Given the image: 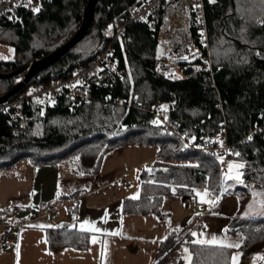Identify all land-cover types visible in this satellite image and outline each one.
Returning <instances> with one entry per match:
<instances>
[{
  "label": "trees",
  "instance_id": "1",
  "mask_svg": "<svg viewBox=\"0 0 264 264\" xmlns=\"http://www.w3.org/2000/svg\"><path fill=\"white\" fill-rule=\"evenodd\" d=\"M87 1L38 0L33 8L38 11L16 7L0 15V45L13 47L11 60L0 59V73L15 71L64 44L77 31ZM136 2L98 0L86 36L19 93L31 84L47 86L53 80L65 79L84 67L104 50L120 19ZM204 16L208 54L203 51L194 61L179 62L183 79L170 80L157 72L156 35L144 24H130L121 44L114 46L124 70L119 84L93 89L92 101L87 104L59 101L47 107L43 116L38 107L30 108V132L25 135L12 134L7 115H0V173L10 171L22 159L34 166L72 160L79 175L87 176L98 173L103 158L114 149L135 144L156 148L153 166L158 170L143 172L140 196L124 199V213L164 218L161 205L167 194L188 200L195 197V189L205 188L219 195L223 189L217 160L186 148L176 136L151 124L149 107L170 103L167 124H178L181 133L197 139L212 137L224 128L228 142L233 144L234 159L244 162V183L264 177V141H242L264 111V2L253 5L249 0H205ZM194 36L192 25L187 41H195ZM206 55L210 73L197 68ZM17 77L0 78V96L17 83ZM107 96L109 101H105ZM236 230L243 236L237 264H264V259L254 260L264 257V218L233 217L228 232ZM181 240L171 233L161 242L158 261ZM47 243L52 252L66 247L85 249L87 237L63 225L48 232ZM190 249L191 264H230V249L196 244H190Z\"/></svg>",
  "mask_w": 264,
  "mask_h": 264
},
{
  "label": "crops",
  "instance_id": "2",
  "mask_svg": "<svg viewBox=\"0 0 264 264\" xmlns=\"http://www.w3.org/2000/svg\"><path fill=\"white\" fill-rule=\"evenodd\" d=\"M156 157L155 147L125 144L103 158L96 174L80 176L72 160L39 166L25 162L0 173V217L10 214L27 223L10 228L11 244L0 245V264H191L190 244L230 249V264L234 257L237 264L243 236L239 230L228 232L230 220L237 216L264 218L247 207L244 162L234 161L242 165L240 179L224 180L226 190L217 196L205 188L195 189V197L188 200L167 194L161 205L164 218L124 213V199L140 196L143 172L150 171ZM52 206L55 212L50 217ZM198 223L203 224L201 231L196 229ZM63 225L84 233L87 247L50 251L47 234ZM82 225L101 231L82 230ZM171 233L182 240L158 261V245ZM213 237L239 247L197 242Z\"/></svg>",
  "mask_w": 264,
  "mask_h": 264
},
{
  "label": "built area",
  "instance_id": "3",
  "mask_svg": "<svg viewBox=\"0 0 264 264\" xmlns=\"http://www.w3.org/2000/svg\"><path fill=\"white\" fill-rule=\"evenodd\" d=\"M38 0H0V15L16 7L35 8ZM205 0H137L129 9L126 17L120 19L118 26L110 36V41L103 51L98 53L84 67L75 70L65 79L51 81L47 86L29 85L23 93H19L0 103V115H7L11 133L25 135L30 132L31 116L29 109L36 106L51 107L59 101H68L71 105L87 104L92 101L93 89H110L119 84L124 78V70L120 68L115 56V44H121L126 27L130 24H144L148 30L156 35L157 44L162 55L166 58L163 67L167 73L163 76L170 80L184 78L183 70L173 62L188 61L190 55H198L205 51L208 54V32L204 16ZM192 25L195 30V41H187ZM197 68L204 72H211L208 56L201 58ZM171 69V70H169ZM107 96L105 101H109ZM135 100V99H134ZM121 103H124L123 101ZM170 103H159L149 107L152 116L151 124L160 127L164 133L176 136L186 148L198 150L205 155L214 157L219 166L221 177L227 175L229 165L235 161L233 144L229 143L226 131L221 128L212 137L199 139L188 133H181L178 124L166 123V111ZM243 142L253 139L264 141V111L259 114ZM251 136V139L249 137ZM157 160V157H156ZM20 164L25 163L20 160ZM153 166L151 173L157 172ZM55 207H49L48 213L53 217ZM24 220H16L10 214L0 217V245L7 247L11 244L10 228L24 227ZM196 229L201 231L203 224L198 223Z\"/></svg>",
  "mask_w": 264,
  "mask_h": 264
},
{
  "label": "water",
  "instance_id": "4",
  "mask_svg": "<svg viewBox=\"0 0 264 264\" xmlns=\"http://www.w3.org/2000/svg\"><path fill=\"white\" fill-rule=\"evenodd\" d=\"M98 0H88L84 8L81 23L77 31L60 47L47 54L46 56L32 60L27 64L19 67L10 73H0V78L19 77V81L4 95L0 96V103L8 101L17 95L27 84H29L36 76L47 70L52 64L63 57L66 53L80 42L87 34L92 23L93 11Z\"/></svg>",
  "mask_w": 264,
  "mask_h": 264
},
{
  "label": "rangeland",
  "instance_id": "5",
  "mask_svg": "<svg viewBox=\"0 0 264 264\" xmlns=\"http://www.w3.org/2000/svg\"><path fill=\"white\" fill-rule=\"evenodd\" d=\"M249 2H252V4H259V3H263L264 0H249ZM88 43H85L84 46H87ZM81 49V48H80ZM198 55H190L188 59V61L185 60H178L173 62L175 65H179L180 70L182 69L181 64H179V62H190V61H194V59L198 58ZM13 58V47L7 44H1L0 45V59L1 60H11ZM158 58L160 59L158 64H157V72L159 74H165L167 73L166 71V67H163L164 65V61H165V57L162 55L161 49L159 48V56ZM25 65V64H24ZM171 70V69H169ZM126 77L128 78L129 82H130V91H132V77H131V73L130 70L127 69L126 70ZM16 81H19V77H17ZM33 86H35L34 84H31ZM39 108V115L43 116V112L47 107H42V106H38ZM164 110H168V108L165 106ZM233 168L230 171H228L227 175H225L224 177H220L222 183H221V189L226 190V184L225 182L228 179H232V180H236L235 176L240 172L241 167L236 168L235 165H241L240 162L236 161L235 163L232 164ZM225 180V182H224ZM255 186H257V188H254ZM248 187V195L245 196L246 197V204L248 208H252L253 212H257V214L262 213L264 214V177H260L256 182H250L247 184ZM233 190L240 196L243 195L242 192H240L239 190L233 188ZM261 194V195H260ZM244 202V201H243Z\"/></svg>",
  "mask_w": 264,
  "mask_h": 264
},
{
  "label": "snow or ice",
  "instance_id": "6",
  "mask_svg": "<svg viewBox=\"0 0 264 264\" xmlns=\"http://www.w3.org/2000/svg\"><path fill=\"white\" fill-rule=\"evenodd\" d=\"M33 11H38V9H33ZM249 139H251V136L249 137ZM235 167L239 168V167H242V165H235ZM232 168H233V165H229V171L230 172H231ZM235 179L236 180L240 179L239 174L236 175ZM206 195H207V192H205L201 198L203 199V197L206 196ZM133 198H135V197H133ZM207 202L208 203H212V201H207ZM81 228H82V230H90V231H93V232L101 231V229H99V228H94V227L86 228L84 225H82ZM113 234H115V233H113ZM193 235H195V233H193ZM197 242H199V243L219 244L222 247H233V246L239 247V245H231V244H226L224 241H217L215 237H213V239L211 241H197ZM185 251L187 252V249H185ZM261 259H264V257H261ZM233 261H234V264H235V257L233 258Z\"/></svg>",
  "mask_w": 264,
  "mask_h": 264
}]
</instances>
